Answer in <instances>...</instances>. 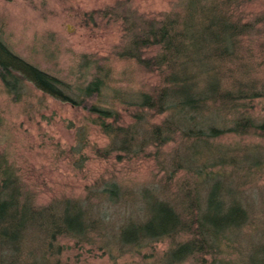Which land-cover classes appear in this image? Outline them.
I'll list each match as a JSON object with an SVG mask.
<instances>
[{
    "label": "rangeland",
    "instance_id": "374dc122",
    "mask_svg": "<svg viewBox=\"0 0 264 264\" xmlns=\"http://www.w3.org/2000/svg\"><path fill=\"white\" fill-rule=\"evenodd\" d=\"M183 1L0 0V41L12 54L58 79L73 99L88 82L103 79L104 90L87 103L119 114L124 123L100 120L19 78L13 83L16 96L10 83L5 87L0 80V171L6 169L18 179L35 210L83 199L95 187L119 189V196L104 197L95 210L102 239L95 233L83 243L57 239L53 252L58 248L60 254L48 250V263L213 264L215 259L216 264H264V130H249L240 121L246 117L256 127L264 124V0H214L219 12L231 15L234 26L256 23L252 32L233 38L229 58L210 61L221 89L235 92L247 83L256 89L255 98L223 105L208 102L192 114L201 130L213 128L219 134L196 139L189 132L195 128L186 124V129L180 121L190 136L175 131L169 141L139 151L137 146L124 148L109 132L119 124L128 131L137 129L132 143L140 146L151 128L171 114L141 110L139 121L131 118L137 96L162 88L164 78L117 55L124 40L119 18L123 7L146 19H174ZM101 13L108 16L102 18ZM213 187L225 207L235 200L246 214L241 228L225 233L223 254L206 256L202 262L184 253L182 260L170 263L177 246L190 241L186 234L161 240L136 234L132 243L123 241L125 226L136 228L147 221V201L181 212L185 192L206 198ZM27 238L19 259L39 260L40 241Z\"/></svg>",
    "mask_w": 264,
    "mask_h": 264
},
{
    "label": "trees",
    "instance_id": "16d2710c",
    "mask_svg": "<svg viewBox=\"0 0 264 264\" xmlns=\"http://www.w3.org/2000/svg\"><path fill=\"white\" fill-rule=\"evenodd\" d=\"M218 10L214 0H184L181 3L180 15L174 19H146L123 7L119 18L124 40L117 55L135 62L145 72H157L164 78L162 88L137 96V110L131 118L139 121L142 117L141 110L156 115L171 112L170 117L161 125L151 128L143 137L140 146L132 143L137 141V129L128 131L121 124L115 131L109 128V132H114L120 138L124 148L134 150L137 146L139 151H143L141 149L150 144L165 143L175 131L186 134V124L195 128L189 129V132L190 135H195L196 139L212 137L219 134V131L206 127L207 131L204 132L198 123L194 122L192 114L202 111L208 102L223 105L255 98L253 93L256 89L247 83H241L235 92L221 89L210 61L229 58L233 38L247 34L245 31L252 32L256 23L234 26L229 23L228 18H231V15L227 17V13ZM100 16L106 18L108 14L101 13ZM218 35L222 37L219 38ZM195 74L199 76H194ZM18 78L57 101L96 114L100 120L122 121L119 114H112V111L87 103L102 93L103 79L94 78L79 89L77 98L73 99L62 91L58 79L24 62L0 41V80L5 87L10 83L16 96L18 90L13 83ZM196 78L200 79L198 83ZM200 82H203V85L199 88ZM180 121L185 128L179 124ZM240 121L244 122L243 126H249V130H264V124L256 127L251 118L243 117ZM100 127L104 132L108 131L105 125L100 124ZM0 176V264H50L45 260L46 254L48 250L53 252V244L57 239L67 238L83 243L89 242L90 235L94 233L102 239V222L95 217V210L104 197L119 196V189L95 187L90 189L83 199H65L55 206L35 210L24 194V186L12 173L1 169ZM218 192L214 191L213 187L206 198H200L195 191L185 192L181 212L163 202L147 201V221L136 228L133 225L125 226L122 230L123 241L126 244L132 243L135 240L132 236L136 234L156 240L172 239L186 234L190 241L177 246L172 253L173 259L169 260L170 263L182 260L184 253L187 257L202 262L206 256L223 254L224 240L227 237L225 233L241 228L246 214L235 200L225 207L224 199ZM28 236L40 241V257L36 261L32 259L23 262L19 258ZM53 253L58 255L60 250L56 248ZM213 264H216L215 259Z\"/></svg>",
    "mask_w": 264,
    "mask_h": 264
}]
</instances>
